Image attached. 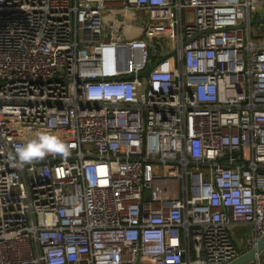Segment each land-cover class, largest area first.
I'll use <instances>...</instances> for the list:
<instances>
[{
    "label": "built area",
    "instance_id": "built-area-1",
    "mask_svg": "<svg viewBox=\"0 0 264 264\" xmlns=\"http://www.w3.org/2000/svg\"><path fill=\"white\" fill-rule=\"evenodd\" d=\"M263 16L264 0H0V264L251 251L264 235V44L250 21ZM41 133L67 154L21 162L16 146Z\"/></svg>",
    "mask_w": 264,
    "mask_h": 264
},
{
    "label": "clouds",
    "instance_id": "clouds-1",
    "mask_svg": "<svg viewBox=\"0 0 264 264\" xmlns=\"http://www.w3.org/2000/svg\"><path fill=\"white\" fill-rule=\"evenodd\" d=\"M67 152L65 143L52 133H41L15 148V153L21 162H30L48 154H67Z\"/></svg>",
    "mask_w": 264,
    "mask_h": 264
},
{
    "label": "water",
    "instance_id": "water-1",
    "mask_svg": "<svg viewBox=\"0 0 264 264\" xmlns=\"http://www.w3.org/2000/svg\"><path fill=\"white\" fill-rule=\"evenodd\" d=\"M250 24L251 25L264 24V16L252 19L250 21ZM152 68H153V66H148V68L145 69L144 71H142L140 73V75L148 76L149 72L151 71ZM241 230L243 232H246L247 228L244 227ZM263 251H264V235L257 241L256 246L251 248V251L242 254L241 256H239L238 258L234 259L232 262H230L228 264H247V263L251 262V260L256 258L260 252H263Z\"/></svg>",
    "mask_w": 264,
    "mask_h": 264
},
{
    "label": "rangeland",
    "instance_id": "rangeland-1",
    "mask_svg": "<svg viewBox=\"0 0 264 264\" xmlns=\"http://www.w3.org/2000/svg\"><path fill=\"white\" fill-rule=\"evenodd\" d=\"M252 39L253 41L256 42V44H264V24H254L252 25ZM155 46H159V42L155 41ZM252 231H248L243 234H237L235 235L232 234V237L234 241L239 245L240 248L244 249L245 247V242L247 241L248 238H251Z\"/></svg>",
    "mask_w": 264,
    "mask_h": 264
},
{
    "label": "crops",
    "instance_id": "crops-1",
    "mask_svg": "<svg viewBox=\"0 0 264 264\" xmlns=\"http://www.w3.org/2000/svg\"><path fill=\"white\" fill-rule=\"evenodd\" d=\"M234 232L237 233V234L240 233L239 229H236V228L234 229Z\"/></svg>",
    "mask_w": 264,
    "mask_h": 264
}]
</instances>
